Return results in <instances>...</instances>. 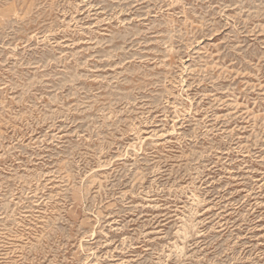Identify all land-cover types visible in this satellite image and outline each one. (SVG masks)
Instances as JSON below:
<instances>
[{"label": "rangeland", "instance_id": "obj_1", "mask_svg": "<svg viewBox=\"0 0 264 264\" xmlns=\"http://www.w3.org/2000/svg\"><path fill=\"white\" fill-rule=\"evenodd\" d=\"M0 264H264V0H0Z\"/></svg>", "mask_w": 264, "mask_h": 264}]
</instances>
